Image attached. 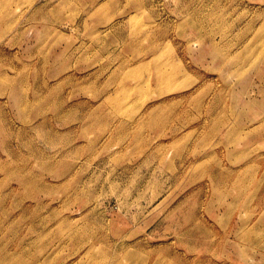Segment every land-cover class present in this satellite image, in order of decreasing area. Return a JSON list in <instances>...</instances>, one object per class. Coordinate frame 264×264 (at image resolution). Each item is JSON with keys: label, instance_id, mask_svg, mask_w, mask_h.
Instances as JSON below:
<instances>
[{"label": "rangeland", "instance_id": "1", "mask_svg": "<svg viewBox=\"0 0 264 264\" xmlns=\"http://www.w3.org/2000/svg\"><path fill=\"white\" fill-rule=\"evenodd\" d=\"M0 264H264V0H0Z\"/></svg>", "mask_w": 264, "mask_h": 264}, {"label": "bare ground", "instance_id": "2", "mask_svg": "<svg viewBox=\"0 0 264 264\" xmlns=\"http://www.w3.org/2000/svg\"><path fill=\"white\" fill-rule=\"evenodd\" d=\"M238 188V187H237ZM240 190V189H239ZM248 246V245H247ZM245 248V247H244ZM249 248V247H248ZM246 250V249H245ZM249 251V250H248Z\"/></svg>", "mask_w": 264, "mask_h": 264}]
</instances>
